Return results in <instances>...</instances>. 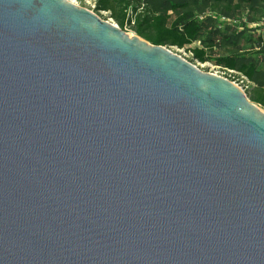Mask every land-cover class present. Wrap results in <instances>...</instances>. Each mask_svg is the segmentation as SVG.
Wrapping results in <instances>:
<instances>
[{"label":"water","instance_id":"1","mask_svg":"<svg viewBox=\"0 0 264 264\" xmlns=\"http://www.w3.org/2000/svg\"><path fill=\"white\" fill-rule=\"evenodd\" d=\"M70 0H0V264H264V110Z\"/></svg>","mask_w":264,"mask_h":264},{"label":"trees","instance_id":"2","mask_svg":"<svg viewBox=\"0 0 264 264\" xmlns=\"http://www.w3.org/2000/svg\"><path fill=\"white\" fill-rule=\"evenodd\" d=\"M92 1L94 12H109L119 27L153 44L186 48L192 58L241 72L250 81L247 96L264 109V0ZM199 39L201 46L187 47Z\"/></svg>","mask_w":264,"mask_h":264},{"label":"rangeland","instance_id":"3","mask_svg":"<svg viewBox=\"0 0 264 264\" xmlns=\"http://www.w3.org/2000/svg\"><path fill=\"white\" fill-rule=\"evenodd\" d=\"M70 1H73L75 4H78V5L87 7L89 9H92L93 8V1L92 0H70ZM100 16L105 17V18H108L110 15H109V12L101 11L100 12ZM260 24H262V22H260ZM125 30L129 34H135L134 31H132L130 27H127ZM258 32H259L258 29H256V30L254 29L252 31V34L255 36V33H258ZM262 32H263V29H262ZM201 42H202V39L196 40L191 45H189L187 47L188 48H191V47H195V46H201ZM251 44L254 45V40H251L249 42H245L244 43V47H249ZM173 50L175 52H177L178 54L182 55L184 58H186L188 60L191 59V62L193 64L197 65L203 71L215 73V74H218V75L222 74V75L226 76L227 78H229L231 80L233 79L231 75H228V72L225 69H223L219 65L215 64L211 60H206V61H203L202 62V61H199L198 59L192 58L191 51H189L188 49L186 50V48H178V47L174 46L173 47ZM235 77H236V74H235ZM236 80H237L238 83L242 84V82H241L240 79H236Z\"/></svg>","mask_w":264,"mask_h":264},{"label":"built area","instance_id":"4","mask_svg":"<svg viewBox=\"0 0 264 264\" xmlns=\"http://www.w3.org/2000/svg\"><path fill=\"white\" fill-rule=\"evenodd\" d=\"M221 19L222 20H227L228 22L231 21V19L229 18H225L223 16H221ZM262 25H264V21H262ZM128 27V26H127ZM127 27H125L124 29H126ZM263 32H264V29H263ZM252 33V32H251ZM225 69L227 72H228V75H231L232 76V80L235 84H237L242 90H244L246 92V90L248 89L249 85H250V81L247 79V77L245 75H243L241 72H238V71H235V70H232V69H227V68H223ZM235 74H236V77H235ZM222 75V74H220ZM224 76V75H222ZM226 77V76H224ZM227 78V77H226ZM236 79H240L242 84L238 83Z\"/></svg>","mask_w":264,"mask_h":264}]
</instances>
